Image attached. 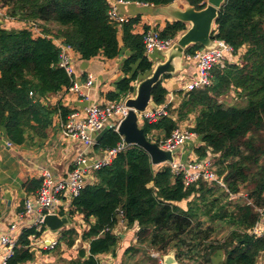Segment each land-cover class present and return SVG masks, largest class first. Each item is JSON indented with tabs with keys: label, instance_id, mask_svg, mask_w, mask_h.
Returning <instances> with one entry per match:
<instances>
[{
	"label": "trees",
	"instance_id": "1",
	"mask_svg": "<svg viewBox=\"0 0 264 264\" xmlns=\"http://www.w3.org/2000/svg\"><path fill=\"white\" fill-rule=\"evenodd\" d=\"M116 1L154 7L173 2ZM185 1L197 10L205 7V0ZM0 8L4 12L0 24V133L14 146L29 143L40 147L53 130L54 117L65 121L71 114L60 103H49L50 97L74 83L60 66L56 41L85 61L97 56L111 60L122 49L129 51L122 71L130 76L116 84V92L107 95L109 101L134 93L131 84L151 72L143 34L133 33L139 17L122 24L113 22L107 0H0ZM185 30L184 23L167 22L160 38L176 39ZM211 38L228 44L234 53L245 47L240 64L215 66L209 86L177 92L179 105L168 116L144 122L142 127L148 140L158 142L195 116L189 131L202 146L194 152L198 160L212 157V170L223 186L201 180L185 186L182 175H172L167 164L153 166L142 149L126 146L109 164L90 174L80 195L69 202L68 212L62 213L70 226L59 232L51 250L60 251L62 244L71 250L77 240L88 245L87 251L80 246L76 258L62 260L63 264H100V255L115 257L120 241L115 228L120 221L128 229L137 225L136 243L126 248L120 264H158L151 254L169 252L174 253L177 264H214L219 255L223 256L221 264H257L264 240L250 231L264 209V0H224ZM197 50L203 48L192 45L184 54ZM230 94L234 97L224 99ZM166 96L161 79L151 92L152 102L159 107ZM121 142L111 129L91 149L103 152ZM40 185V180L32 179L23 187L34 193ZM76 221L78 226H74ZM80 224L86 227L78 229ZM44 231L43 225L39 230H23L5 264L32 262L31 241Z\"/></svg>",
	"mask_w": 264,
	"mask_h": 264
},
{
	"label": "crops",
	"instance_id": "2",
	"mask_svg": "<svg viewBox=\"0 0 264 264\" xmlns=\"http://www.w3.org/2000/svg\"><path fill=\"white\" fill-rule=\"evenodd\" d=\"M172 3H176L182 8L186 1L173 0ZM117 9L127 20L139 17L138 23L133 27L134 34H142L145 27L161 30L167 22H172V20L159 13V7L152 5L138 3L119 4ZM186 28H188V25H186ZM118 41L121 45L120 34L118 35ZM59 43V41L55 42L56 45ZM245 50V47L239 49L227 61L239 65L240 58L245 53ZM68 56L73 70L74 84L79 88V92H70L68 89L63 90L50 97L49 103L53 106L60 103L61 106L71 113H81L85 107L93 103L105 104L110 102L107 95L116 92V84L124 77L130 76V74L125 76L122 71L123 63L129 56V51L125 49L121 50L118 57L111 60L97 56L85 61L74 51L68 52ZM147 58L152 62V67L158 62L164 61V57L160 53H153ZM182 66V69L177 71L176 74L170 75V78H162V86L167 91L163 105H168V112L179 105L180 98L177 92L192 80L196 74L194 63L185 64L183 60ZM89 74L94 77L95 83L91 88H86L84 84ZM141 79L143 78L139 77L131 84L134 87V93L137 83ZM134 93L129 94L127 98L133 97ZM228 97L234 96L230 94L224 99L229 101ZM194 119L195 116H190L187 121L180 123L177 129L189 131L194 126ZM59 123L60 117L57 115L53 119V130L49 132L48 139L40 147L30 146L29 143L19 147H8L6 142L9 141L0 133V216L2 217L0 235H8L18 240L23 230L34 227L36 215L32 213L21 216V213L23 212V200L35 196L37 190L34 193H27L23 184L32 179L40 180L42 172L46 169L50 171L55 182L64 179L72 169L76 156L85 151L80 142L61 137ZM200 146H202V143L196 136L186 146L179 149L180 153L177 159L179 161L198 160L194 150ZM103 154L102 152L93 153L91 148L88 150V157L91 160L100 159ZM259 222L264 226V218L261 217ZM76 224L77 221L74 226H77ZM11 225L15 226L13 230H10ZM85 227L80 224L78 229H84ZM61 231L50 232L45 228L39 239L32 240L31 247L34 251V260L26 264H56L59 256L62 260L76 258V252L80 246L87 251L88 245L86 243L80 244L78 240L74 243L71 250H68L64 244H62V248L64 249L65 247V250L62 249V252L61 247L60 251L47 249L48 242L57 241ZM136 231L137 225L128 229L118 224L115 232L120 234V241L116 248L115 257L112 255H100L98 256L100 264H120L125 258L124 252L126 248L136 243ZM44 251H49V253H44ZM60 252L62 253L61 255H59ZM3 255L4 250L0 247V264H2ZM222 260L223 256L219 255L215 258L214 264H221ZM257 264H264V251L260 254Z\"/></svg>",
	"mask_w": 264,
	"mask_h": 264
},
{
	"label": "built area",
	"instance_id": "3",
	"mask_svg": "<svg viewBox=\"0 0 264 264\" xmlns=\"http://www.w3.org/2000/svg\"><path fill=\"white\" fill-rule=\"evenodd\" d=\"M108 2V1H107ZM109 18L117 23H126L128 20L122 16L117 9L119 4H128L122 1H110ZM4 17V12L0 8V19ZM143 44L145 54L148 57L153 53H163L168 50L175 39H162L160 38V30L148 28L143 33ZM213 40V39H212ZM215 47L212 49L197 50L193 54H184L183 60L185 64H195L196 74L182 89L181 92H188L195 89H202L210 85L211 70L215 66L224 68L226 62L234 54L232 47L221 40H213ZM60 48V66L65 69L68 76L73 77V70L70 64L68 52L72 51L69 47L62 46L61 43L57 44ZM230 63V62H229ZM94 77L87 76L84 84L86 88H91L94 85ZM70 92H79L77 85L68 89ZM127 97L119 101H110L105 104L93 103L84 108L81 113H71L65 121L59 123L60 135L64 139L74 140L80 142L85 148L83 153L76 156L72 169L67 173L66 177L60 181L55 182L49 170H44L41 174V185L35 196L25 198L23 200V215L35 214L34 228L39 230L41 225L45 226L43 219L46 215H57L59 217H66L62 213L68 212L69 202L78 197L86 182L90 178L93 171H97L103 166L110 163V161L117 155L118 152L123 151L126 145L119 143L115 149L106 150L102 153L103 156L97 160H91L88 157V150L95 144V138L99 132L106 126L116 131L118 124L127 116L129 109L125 106L124 102ZM168 105H161L159 107H148L142 113L137 114L139 124L144 122L154 123L161 117L168 116ZM141 125V126H142ZM196 134L187 130L176 129L172 134L164 139L156 142L160 149L168 152H174L186 146ZM122 140V139H121ZM8 147L14 146L10 142H6ZM170 168V173L174 176L182 175L185 186L197 183L199 180L207 183H217L223 186L222 181L213 172V161L211 156H207L203 160H186L179 161L173 156V162L166 163ZM66 202H68L66 204ZM262 218H264V209L261 210ZM2 217L0 216V222ZM120 225L124 226L122 222ZM15 228L14 225L10 226V230ZM46 228V227H45ZM250 233L264 240V226L258 222L250 231ZM57 241H49L46 246L47 249H53ZM17 246V240L8 235H0V247L4 250L2 257V264L12 256L14 248ZM45 248V249H46ZM151 256L155 258L158 264H165L163 257L158 253H152Z\"/></svg>",
	"mask_w": 264,
	"mask_h": 264
},
{
	"label": "water",
	"instance_id": "4",
	"mask_svg": "<svg viewBox=\"0 0 264 264\" xmlns=\"http://www.w3.org/2000/svg\"><path fill=\"white\" fill-rule=\"evenodd\" d=\"M224 0H206L205 7L197 10L187 2L180 8L176 3L159 7V13L172 21L188 25V28L176 39L172 46L161 53L163 62H158L152 67L150 74L137 83L133 97L126 98L124 104L129 109L127 116L118 124L116 133L121 137L126 146H136L142 149L150 158L153 166L173 162V156L179 152L164 151L156 142L148 140L143 127L138 123L137 114L144 112L148 107H154L151 92L164 75H174L182 69L185 50L192 45H200L204 49H212L215 44L211 38L214 21L218 10ZM2 20H0V24ZM112 126L103 128L95 138V143L111 130ZM45 227L50 232H57L69 227L67 217L46 215L43 219ZM119 235V233H118ZM49 244V242H48ZM165 264H177L174 253L169 252L163 257Z\"/></svg>",
	"mask_w": 264,
	"mask_h": 264
},
{
	"label": "rangeland",
	"instance_id": "5",
	"mask_svg": "<svg viewBox=\"0 0 264 264\" xmlns=\"http://www.w3.org/2000/svg\"><path fill=\"white\" fill-rule=\"evenodd\" d=\"M181 34H182V33H179L178 36H177L176 38H178ZM140 125H142V124H140ZM179 153H180V151L177 152V153L175 154V158H179ZM84 179L86 180V178H84ZM77 226H78V225H77ZM62 247H63V245H61V252H62V249H63ZM63 250H65V247H64ZM56 264H63V262H62V258L57 259Z\"/></svg>",
	"mask_w": 264,
	"mask_h": 264
}]
</instances>
